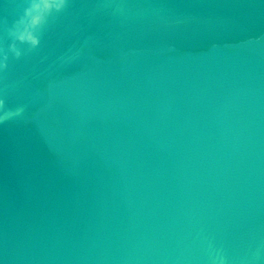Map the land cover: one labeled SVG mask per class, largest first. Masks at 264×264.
Returning <instances> with one entry per match:
<instances>
[{
	"label": "water",
	"instance_id": "1",
	"mask_svg": "<svg viewBox=\"0 0 264 264\" xmlns=\"http://www.w3.org/2000/svg\"><path fill=\"white\" fill-rule=\"evenodd\" d=\"M0 98V264H264V0H69Z\"/></svg>",
	"mask_w": 264,
	"mask_h": 264
},
{
	"label": "clouds",
	"instance_id": "2",
	"mask_svg": "<svg viewBox=\"0 0 264 264\" xmlns=\"http://www.w3.org/2000/svg\"><path fill=\"white\" fill-rule=\"evenodd\" d=\"M68 3L69 0H24L20 5L18 18L7 29L8 37L12 42L0 59V71L8 68L10 57L19 59L39 48L43 33L51 20L63 13ZM75 55L79 53L74 54L72 58H75ZM25 111L26 106L18 105L10 108L5 99L0 98V124L23 118ZM214 259L218 264H225V257L221 253H216Z\"/></svg>",
	"mask_w": 264,
	"mask_h": 264
}]
</instances>
